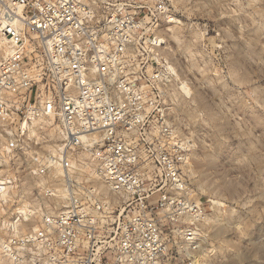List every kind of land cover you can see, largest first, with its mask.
<instances>
[{"label": "built area", "instance_id": "1", "mask_svg": "<svg viewBox=\"0 0 264 264\" xmlns=\"http://www.w3.org/2000/svg\"><path fill=\"white\" fill-rule=\"evenodd\" d=\"M175 1L0 0V205L17 174L34 198L0 261L193 264L207 212L171 120Z\"/></svg>", "mask_w": 264, "mask_h": 264}, {"label": "rangeland", "instance_id": "2", "mask_svg": "<svg viewBox=\"0 0 264 264\" xmlns=\"http://www.w3.org/2000/svg\"><path fill=\"white\" fill-rule=\"evenodd\" d=\"M175 13L185 43L165 31L182 89L169 92L171 120L195 140L185 194L209 218L190 256L193 264H264V0H176ZM15 176L20 191L0 205V237L7 213L34 203L28 180Z\"/></svg>", "mask_w": 264, "mask_h": 264}, {"label": "bare ground", "instance_id": "3", "mask_svg": "<svg viewBox=\"0 0 264 264\" xmlns=\"http://www.w3.org/2000/svg\"><path fill=\"white\" fill-rule=\"evenodd\" d=\"M178 25V23H176L175 18L173 19V25L169 28V30L167 31V33L169 34L170 40L174 42V44L177 45V47H183V44L185 43L183 39H181L180 35L178 34V31L175 29V26ZM188 45V44H187ZM185 46V45H184ZM170 46H168L169 48ZM188 47V46H186ZM185 48V47H184ZM173 68V67H172ZM176 69L173 68V73L174 76H178L177 72L175 71ZM175 81V80H174ZM175 89L177 92H179L177 90V85L175 82ZM181 92L182 89L180 88ZM181 92H179L180 94H182ZM19 210L21 211V213H23V210L26 211L25 207L23 208H19ZM209 218H206V221H208ZM2 263V260L0 261Z\"/></svg>", "mask_w": 264, "mask_h": 264}]
</instances>
